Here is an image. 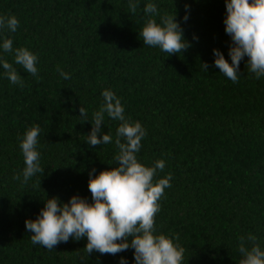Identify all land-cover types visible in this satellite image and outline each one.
Returning a JSON list of instances; mask_svg holds the SVG:
<instances>
[{
  "label": "trees",
  "instance_id": "trees-1",
  "mask_svg": "<svg viewBox=\"0 0 264 264\" xmlns=\"http://www.w3.org/2000/svg\"><path fill=\"white\" fill-rule=\"evenodd\" d=\"M148 3L157 5L159 15L143 13ZM128 4L0 0V16L19 20L15 33L0 29V61L13 63L24 82L22 88L12 84L0 63V264H84L86 238H70L47 251L31 242L34 233L25 221H35L53 197L68 203L79 196L92 203L91 170L95 176L118 166L114 143H86L104 90L114 92L125 117L147 131L138 162L152 167L165 161L154 183L169 173L173 177L155 226L156 234L174 242L179 235L186 249L183 264H240L238 238L249 234L264 250V77L256 80L248 72L247 57L235 84L215 66L213 49L231 64L225 0H139L135 14ZM175 12L191 47L167 55L144 45L139 33L146 21L159 23ZM6 38L14 49L37 55L39 79L3 51ZM203 63L209 65L207 72ZM58 66L71 78L63 79ZM81 106L89 119L84 123ZM119 124L105 114L101 138L109 132L115 138ZM37 125L45 171L25 184L20 142ZM17 175L20 179H13ZM121 258L135 264L134 249L116 255L93 252L87 264H120Z\"/></svg>",
  "mask_w": 264,
  "mask_h": 264
},
{
  "label": "clouds",
  "instance_id": "clouds-1",
  "mask_svg": "<svg viewBox=\"0 0 264 264\" xmlns=\"http://www.w3.org/2000/svg\"><path fill=\"white\" fill-rule=\"evenodd\" d=\"M138 4L139 0H129L128 7L132 14L137 12ZM225 6L227 14L223 22L226 34L231 38L228 51L231 64L221 51L213 49L214 64L220 74L235 84L241 77L240 63L247 57L248 72L259 80L264 77V0H225ZM185 10L187 13L188 5H185ZM143 13L149 17L159 15L154 3H148ZM188 18L186 14L183 20L186 22ZM18 26L19 20L14 15L0 16V29L15 33ZM139 36L144 45L158 47L167 55L181 54L191 47L183 37L176 12L174 15L161 16L159 23L149 18ZM193 39L197 38L194 36ZM2 48L5 53L14 55L16 65L39 79L37 55L26 48L14 49L10 38L4 39ZM0 63L10 82L24 87L23 79L13 63L7 60ZM202 68L207 72L209 65L203 63ZM57 71L63 79L71 78L59 66ZM102 96L104 102L92 115V129L86 136V143L91 146L114 143L118 149L114 156L118 166L95 176V168L91 170L88 189L92 203L79 196L71 197L68 203H62L58 197L47 199L37 219L25 221L26 229L34 233L30 236L31 242L53 251L54 246L61 242L67 243L70 238L76 241L86 238L84 250L87 256L81 257L84 264H87L93 252L116 255L130 248L134 249L135 264H183L186 249L178 243L179 235H175L177 242H174L164 234H156L155 226L160 200L165 189L172 187L170 181L173 177L169 173L166 178L154 183L158 171L164 170L165 161L157 160L152 167L138 162L137 154L142 147L141 141L147 135L146 129L140 122L125 117V109L114 92L104 90ZM79 112L81 123L89 121L84 107L81 106ZM105 114L120 122L115 138L110 132L101 138ZM40 132L38 125L31 127L20 142L25 163L22 173L25 184L45 171L41 167L40 152L37 151ZM13 179L19 180L20 176H14ZM238 239V251L242 256L240 264H264V250L257 243L256 236L249 234L247 238L241 236ZM247 243H251V247ZM120 264H127V260L121 258Z\"/></svg>",
  "mask_w": 264,
  "mask_h": 264
}]
</instances>
